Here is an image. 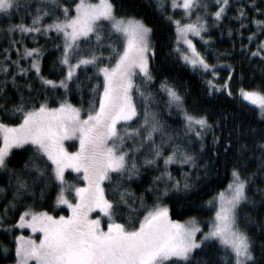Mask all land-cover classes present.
Returning <instances> with one entry per match:
<instances>
[{
    "label": "snow or ice",
    "instance_id": "obj_1",
    "mask_svg": "<svg viewBox=\"0 0 264 264\" xmlns=\"http://www.w3.org/2000/svg\"><path fill=\"white\" fill-rule=\"evenodd\" d=\"M210 4L214 11L209 10ZM123 7V0H75L71 8L63 0H0V19L8 21L6 26L0 27V34L8 35L10 47L17 43L12 38L17 31L21 34L43 31L47 35L48 30L54 29L62 35L58 62L67 70L59 81L40 76L36 59L42 55L40 48L25 46L23 49V57L32 58L30 67L36 70L42 83H59L67 91L68 81L73 80L78 67L83 66L86 71L91 65L95 73L102 74V83H92L89 89L94 97L85 115H82V108L67 99L56 107H49L45 100L38 106L26 108L23 95L19 96V103L11 106H6L10 97L0 95V114L8 118L20 117L16 124L0 119V170L9 174L12 186L11 199L6 200L0 219L15 209L25 196L35 198L36 188L43 198L53 182H59L55 204H65L70 210L68 216H56L48 211H33L30 205H24L25 210L16 223L20 227L27 225L33 233L39 231L42 235L38 241L30 236H15L12 264H264V240H257L247 231V224L242 227L240 223L241 209L255 204L249 189L259 193L264 201V187L255 185L253 179L259 173L261 184H264V90L261 86L239 90L243 99L258 107L259 120L256 127L236 129L235 140L232 133L224 137L225 158H229V149L234 143L238 147L231 156L232 167L226 187L203 202L214 209L207 230H203L195 216L185 222L171 219L169 206L162 201L180 199L177 194L187 193L194 187L189 174L192 168L203 169L207 174L209 162L199 164L198 160L213 123L209 122L207 114L191 113L185 107L184 96L167 78L160 81L157 91L166 95L169 109L179 110L183 117L182 127L167 126L152 110L156 95L148 85L154 80L149 68V55L155 56L150 39L153 29L135 15L121 14ZM249 7L252 16L248 15ZM156 8L162 15L167 8L183 11L186 23L166 16L176 25L177 42L183 40L188 45V50L182 51L177 43L176 51L193 69L211 73L213 79L205 81L209 91L218 87L215 84L216 65L210 64L196 49L189 33L207 44L212 39L209 29L219 27L226 18L232 19L229 16L232 11L240 28L250 22L257 29L247 36L250 43L256 42L255 48L241 44V54L249 61L257 57L264 61V39L256 40L257 36L264 35V19L256 18L257 15L264 17V0H156ZM21 10L30 14L29 25L11 23L12 15ZM47 17H51L50 22L43 23ZM233 31L240 35L239 29L228 28L229 35ZM114 35L121 38L122 48L112 43ZM81 43L88 45L86 55ZM105 47L107 53L102 50ZM16 52V60L5 57L7 62H0V73L6 77L10 65L27 76L28 69L19 63L21 50L17 48ZM70 58L75 62H70ZM243 67V61L236 69L228 65L229 77L240 70L243 79ZM16 71L9 77L13 86L31 90V82L16 83ZM260 71L261 85H264V68ZM137 73L141 74L142 84L134 80ZM85 78L92 81L93 74H86ZM226 85L227 81L224 87ZM84 86L76 77V87ZM134 93L142 110L137 107ZM118 122H123L119 128ZM70 136L79 139V148L74 152L67 151L63 144ZM219 140L213 131V144ZM25 145L31 148V155L22 169L9 167L11 150ZM166 148L170 149L167 153ZM253 161L256 170L248 171L247 165ZM174 163L190 166L189 172H182L177 179L169 170V165ZM144 166L158 170L159 174L137 194L129 185L134 177L140 176ZM68 168L82 171L84 183L70 184L64 175ZM112 174L117 177L115 181ZM105 181L110 183L108 194ZM69 188L75 194V203L65 195ZM5 191V187L0 186V193ZM145 193L153 198L150 206L145 203ZM94 209L106 216V226H102L100 216H90ZM140 211L144 213L142 217L135 215ZM134 217L136 222L131 223ZM244 219L255 223L247 214ZM0 247L8 251L7 247Z\"/></svg>",
    "mask_w": 264,
    "mask_h": 264
},
{
    "label": "trees",
    "instance_id": "obj_2",
    "mask_svg": "<svg viewBox=\"0 0 264 264\" xmlns=\"http://www.w3.org/2000/svg\"><path fill=\"white\" fill-rule=\"evenodd\" d=\"M71 8V5L75 0H63ZM123 9L121 14L127 13L135 15L137 18L144 20L146 24H149L153 32L151 34V43L155 51V56L150 55L149 68L154 77V80L148 85L156 95L154 106H156L157 114L164 123L169 124L171 128L182 127L183 117L180 115L179 110L176 108L169 109L166 104L167 97L162 91H157L159 83L162 79L167 78L169 83L173 84L180 93L184 96L185 107L193 114H207L210 123H213V130L209 131L204 138L205 148L200 153L199 164H203L208 161L207 174L203 169L197 171L192 168L189 172L190 166L180 165L174 163L169 165V170L172 175L177 179L181 178L182 172H189L193 177L194 187L187 193H179L180 199H168L165 198L162 203L169 206V215L173 220H181L187 217L196 216L203 228H207L209 218L213 214L211 206L204 204L214 192L223 189L229 179L230 170L232 167L231 156L238 145L234 143L233 148L229 149V158H225L223 155L224 149V137L229 133L233 134L235 140V130L240 127H252L257 126L259 120L258 111L254 107L246 104L239 99L238 96L231 94L227 91L216 90L215 88L209 91V86L205 82L210 77V73H201L194 71L187 63L180 59L179 54L176 51L177 40L175 24L166 18L167 15H171L173 19L182 18L181 12L176 9L167 8L164 10V15L156 8V0H123ZM35 4L33 3V8ZM214 8V7H213ZM59 15V13H57ZM249 16L253 13L249 7ZM229 16L232 19H224L223 22L217 28H210L208 35L212 37L207 45L208 48V62L216 65V63L225 64L228 69V65H231L234 69L237 68L241 62H244L242 69L243 79H241V71H234L232 74L231 82L235 87L252 89L257 86H261L264 90V85H261V68H264V61L261 58H251L241 54V44L247 45L249 49H253L256 46V42L250 43L247 40L249 32L256 31V26L250 22H245V27L240 28L239 23L234 19L235 13L230 11ZM257 19H264L257 15ZM183 19V18H182ZM51 17H47L43 20V23H49ZM24 23L29 25L31 23L30 14L21 10L19 13H14L11 17V23ZM8 21L0 19V27L6 26ZM211 23V20H209ZM239 29L240 35H237L236 31H233L231 35L228 34V28ZM17 41L14 47H10V41L8 35L0 34V62L5 61V57H10L11 60H16V49L21 50L19 63L21 66L28 69L27 76L23 73L16 71L14 65H10L9 74L6 77L0 73V95L8 96L10 99L6 102V106L19 103V96H24V103L26 108L32 106H38L40 102L47 101L49 107H56L58 104L67 99L73 105L82 108L83 110L90 106V99L94 97V93H91L89 89L92 83L101 82L100 74L95 73V69L92 66H87L85 71L84 67L78 68L74 75L73 80L68 82L69 89L66 91L59 83L46 85L41 82L36 74V70L30 67L32 58H24L22 53L24 47L33 48L38 47L42 51V55L36 56L40 66V76L53 81H59L66 72L65 66L59 64L58 57L61 55L63 46V37L55 30H49L45 35L43 31L40 33L21 34L17 31L13 37ZM264 39V35H259L256 40ZM83 40V38H82ZM120 37L114 35L112 37V43L118 44ZM22 41V43H20ZM59 45V47H57ZM116 46V45H115ZM87 47L84 43H81V49L84 50V54H87ZM117 47V46H116ZM118 48V47H117ZM5 49H10L5 52ZM107 53V47L102 49ZM72 61L75 62L74 59ZM222 67L223 66H218ZM16 71V83H28L31 82L32 89L24 90L17 89L13 86V81L9 78L11 72ZM86 74H93V80H86ZM76 77L82 84L86 85L81 88L76 87ZM0 119H3L5 123L16 124L19 123L20 117L8 118L0 114ZM218 122V123H217ZM215 132L216 136L220 137L219 142L213 144L212 134ZM194 147L198 148V144ZM31 155V148L28 145L22 148H13L10 152L9 167L14 169H22L25 161ZM247 155V154H245ZM161 163V162H160ZM162 164V163H161ZM162 170V169H160ZM248 171H255V162H250L247 165ZM139 177H134L130 183V188L137 194L144 191L149 185L152 177L159 174V171L144 166L140 170ZM71 175V173H67ZM117 177H113L115 181ZM254 184L264 187L261 184V176L258 173L254 178ZM107 183V194L110 188L109 181ZM14 184V180H13ZM58 182H53L43 198L39 195V188L35 191L37 195L35 198L31 196H25L20 203L17 204L15 209L7 212L4 219H0V245L7 247L8 251L5 252L3 247H0V264H12L14 256V238L21 231L16 221L19 218L25 208L24 205H30L31 208L41 211H48L59 215L65 213L67 210L64 206L55 204V198L58 190ZM0 186L5 187L6 191L0 193V213L4 208L7 199H11L12 186L9 184V174L3 170H0ZM171 195V194H170ZM249 196L254 198V205H245L240 212V223L244 227L247 224V231L250 235L254 236L257 240H264V201L261 200L260 194L253 189H249ZM111 198V197H109ZM145 203L152 205V196L145 193ZM143 211L138 212L135 215H143ZM245 214L250 216L255 223H249L244 219ZM119 219V218H118ZM124 223L125 220L122 219ZM135 217L131 223H135ZM257 249V254H259ZM7 257V259H5Z\"/></svg>",
    "mask_w": 264,
    "mask_h": 264
},
{
    "label": "rangeland",
    "instance_id": "obj_3",
    "mask_svg": "<svg viewBox=\"0 0 264 264\" xmlns=\"http://www.w3.org/2000/svg\"><path fill=\"white\" fill-rule=\"evenodd\" d=\"M214 6H212L211 4H210V7H209V10L210 11H214L215 10V8H213ZM176 10H178L179 12H181V16H182V18H179L180 20H181V22L182 23H186V22H188V20L186 19V18H184L183 17V11L181 10V9H179V8H177ZM51 30V29H50ZM52 30H54V29H52ZM49 31V30H48ZM175 31H176V25H175ZM189 35V39H191L192 41H193V44L195 45V47H196V49L198 50V51H200L203 55H205V57H206V59L207 60H209V58H208V48H207V45L209 44V42L207 43V44H204V42L201 40V38L199 37V36H194L192 33H189L188 34ZM202 35H203V33H202ZM176 36H177V33H176ZM121 39V38H120ZM150 39H151V37H150ZM177 43H179V45H180V48H181V50L182 51H187L188 50V45L187 44H185L184 42H183V40H181V41H179V42H177ZM117 47H118V49H120V48H122V43L121 42H119V45L116 43L115 44ZM70 62H72V63H74V61H72V59L70 58ZM115 61H114V59L112 60V63H114ZM149 63H150V55H149ZM209 63H210V61H209ZM189 65V64H188ZM89 66H91V65H89ZM191 68H192V66L191 65H189ZM218 66H223V68L222 67H218ZM81 67H83V66H81ZM81 67H78V68H81ZM78 68H77V70H78ZM65 69H66V66H65ZM193 69V68H192ZM67 70V69H66ZM77 70H76V72H77ZM194 71H197V72H201V73H204V74H206V72H204V71H201V70H199V69H193ZM215 71L217 72V75L215 76V84L218 86L217 88H215L216 90H223V91H227V92H231V94H234V95H236V96H238L239 97V99L240 100H242L243 102H245L246 104H248V105H250V106H252V107H254L255 109H257V111H258V107L256 106V105H253V104H251L249 101H247V100H245V99H243L241 96H240V94H239V90L241 89V88H239V87H235L234 86V84L231 82V80H232V76L231 77H229V73H228V69L225 67V64H222V63H216V69H215ZM100 76H101V79H102V74H100ZM210 77H208V80L209 79H213V77H212V75H211V73H210V75H209ZM134 80H135V82L137 83V84H142L143 82H142V80H141V74L140 73H137L135 76H134ZM225 81H227V85H226V87H224V85H225ZM69 82V81H68ZM134 99H136V102H137V107H138V109H141L142 110V105H141V103H140V100H139V98H137L136 96H135V93H134ZM154 104H155V101H154V103H153V105H152V110H154V111H156L157 112V109H156V106H154ZM89 108V107H88ZM88 108H86V109H84L83 111H82V115H85L86 114V112H87V109ZM159 116V115H158ZM20 122V121H19ZM122 124H123V122H118V128L119 127H121L122 126ZM166 124V123H165ZM167 126H170L169 124H166ZM171 127V126H170ZM167 130V129H166ZM157 140H159V134H157ZM177 143H179V141H177ZM63 144H64V147L66 148V150L67 151H69V152H74V151H76L78 148H79V139H78V137L77 136H70V137H67V138H65L64 139V141H63ZM168 150H170V149H167L166 148V153H167V151ZM161 163H162V161H161ZM71 173V175H68L67 173ZM64 175H65V179L70 183V184H73V185H81V184H83L84 183V181H83V172L82 171H76L75 169H72V168H68V169H65V173H64ZM113 177H115V175L114 174H112V178ZM106 182H108V181H105L104 182V188H105V191H106V194H107V183ZM59 183V182H58ZM226 187V186H225ZM224 187V188H225ZM223 188V189H224ZM65 195L67 196V198L69 199V200H71L73 203H75V194H74V192L69 188V189H66V192H65ZM59 205H61V206H64L65 208H66V212L65 213H61V214H59V215H64V216H68V215H70V210L68 209V206L67 205H65V204H59ZM32 210L33 211H41V210H36V209H33L32 208ZM213 211H214V209H213ZM52 215H56V214H54V213H51ZM59 215H56V216H59ZM213 215V214H212ZM90 216H92L93 218L95 217V216H100V218H101V224H102V226H106V224H107V218H106V216L103 214V213H101L100 212V210H98V209H94L93 210V212L92 213H90ZM191 217H193V216H191ZM196 217V216H195ZM189 217H187V218H185V219H181L180 221L181 222H185L187 219H188ZM197 218V217H196ZM118 219V218H117ZM134 219V218H133ZM197 220H198V222L200 223V225H201V227L203 228V226H202V224H201V222H200V220L197 218ZM119 222H122V219H120L119 218ZM209 222V221H208ZM123 223V222H122ZM17 226L21 229V230H26V232H23V231H21L18 235H23V236H25V237H32L33 239H36L37 241L40 239V236L42 235L39 231H37V232H35V233H33L32 231H31V229L27 226V225H25L24 227H20V225L19 224H17ZM203 230H207V228L205 229V228H203ZM200 235V233H197V236H199Z\"/></svg>",
    "mask_w": 264,
    "mask_h": 264
}]
</instances>
